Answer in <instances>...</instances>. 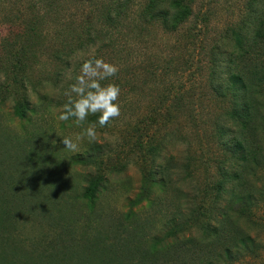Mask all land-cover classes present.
<instances>
[{
  "label": "rangeland",
  "instance_id": "rangeland-1",
  "mask_svg": "<svg viewBox=\"0 0 264 264\" xmlns=\"http://www.w3.org/2000/svg\"><path fill=\"white\" fill-rule=\"evenodd\" d=\"M60 1V10L43 30L19 44L0 30V255L15 264H100L97 249L119 245L125 264H162L166 253H150L148 241L166 234L167 222L178 245L191 235L213 243L206 229L221 221L213 204L217 165L225 156L218 127L245 98L226 90L221 95L211 81L226 84L233 71L232 32L254 34L252 0H188L193 17L175 33L166 32L160 22L145 21L142 13L148 0H135L114 44L95 58L116 65L117 73L127 76L117 101L121 115L110 120L108 128H96L97 139L82 141L76 152L64 149L62 138H74L87 126L78 127L73 119L61 122L58 114L83 63L81 54L70 57L97 19L83 0ZM18 54L22 67L15 68ZM170 83L176 89L172 98L177 93L186 98L187 116L178 112L165 123V113L160 124L149 129L150 117L157 116V102ZM44 95L52 100L42 101ZM24 97L34 112L21 120L13 108ZM137 129L143 138L153 130L155 144L164 141L163 159L153 164L141 156ZM94 142L107 144L105 162L96 168L72 165L71 156ZM170 155L176 163L189 155L203 211L184 206L189 188L165 196L153 208L146 202L134 204L142 171ZM121 164L127 168L118 172ZM97 174L105 183L90 202L83 193L89 178ZM254 220L252 232L264 243V205ZM242 264H264V246L259 256Z\"/></svg>",
  "mask_w": 264,
  "mask_h": 264
},
{
  "label": "trees",
  "instance_id": "trees-1",
  "mask_svg": "<svg viewBox=\"0 0 264 264\" xmlns=\"http://www.w3.org/2000/svg\"><path fill=\"white\" fill-rule=\"evenodd\" d=\"M83 1L91 8L97 24L96 27L92 26L91 31H86L88 33L84 35L82 44L73 50L70 59L75 58L78 53L83 55L84 62L96 58L114 44L115 36L120 32L135 0ZM250 4V12L257 23L254 34L250 37L241 31L232 32L231 39L236 47L231 56L233 71L226 84L215 83V79L211 81L215 92L223 95L226 90L235 97L244 95L245 98L244 105L227 113L224 116L225 122L218 127V138L225 156L217 165L218 181L214 188L213 207L221 216V221L206 229L213 243L191 235L181 240L183 242L179 245L174 243L173 226L167 222V233L153 236L148 241L150 253H166L162 264H242L259 256L263 250L262 239L259 235H254L252 230L256 226V210L264 205V0H252ZM60 5V0H0V12L3 15L0 30L5 29L10 39H15L14 45L19 44L21 40H27L29 35L34 36L42 31L47 21L60 10ZM193 12L188 0H148L142 18L148 22H160L166 32L175 33L193 17ZM21 49L26 52L24 47ZM16 58L19 63L14 65L15 68L22 67L20 55ZM132 75H136V72ZM212 76H216L215 71ZM110 80V83L125 89L126 83L123 81H127V76L117 73ZM175 90L170 83V88L163 92L156 105L157 116L150 117L149 129L153 125H159V120L165 113V123L176 118L178 112L183 117L187 116L186 98L179 97V93L175 94L176 98H172ZM41 99L52 100L50 95H44ZM31 105L30 99L24 97L16 102L13 114L25 120L34 112ZM98 115H89L85 121L86 126L94 124L97 129L108 128L109 123L104 127L99 126ZM152 131H149L147 138H143L141 130L137 129L139 137L136 144L140 148L141 156L144 155V159L148 156L155 164L160 158L163 159L160 153L165 145L162 140L154 143ZM108 153L107 144L94 142L83 152L72 155L71 164L96 168L105 162ZM175 161V157L170 155L164 158L162 164L142 171L140 193L134 202L136 206L146 202L153 208L161 204L165 196L189 188L186 193L183 191L186 200L184 206L192 205L195 210L203 211L199 202L201 192L191 170L189 155L180 163ZM125 168L127 165L121 164L118 172ZM104 183L105 177L101 174L90 177L83 198L93 202ZM97 251L102 257L100 264H125L123 250L119 245L108 249L98 248ZM141 259L144 261L145 257ZM0 264L15 262L5 260L0 255Z\"/></svg>",
  "mask_w": 264,
  "mask_h": 264
},
{
  "label": "clouds",
  "instance_id": "clouds-1",
  "mask_svg": "<svg viewBox=\"0 0 264 264\" xmlns=\"http://www.w3.org/2000/svg\"><path fill=\"white\" fill-rule=\"evenodd\" d=\"M118 67L106 63L103 59L90 58L83 62L80 75L65 92L67 102L59 111L58 120L61 122L74 120L78 127H83L89 115H98L97 123L104 127L110 120L121 115L120 104L117 102L121 89L114 83L102 84L117 74ZM97 139L96 125H89L73 137L62 138L61 143L71 152L78 151L79 144L87 140Z\"/></svg>",
  "mask_w": 264,
  "mask_h": 264
}]
</instances>
